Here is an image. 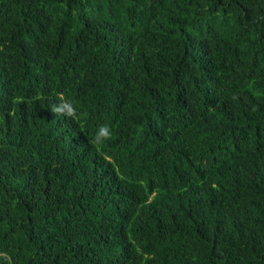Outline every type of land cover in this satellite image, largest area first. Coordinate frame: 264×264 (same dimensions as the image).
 I'll return each instance as SVG.
<instances>
[{
	"label": "trees",
	"instance_id": "trees-1",
	"mask_svg": "<svg viewBox=\"0 0 264 264\" xmlns=\"http://www.w3.org/2000/svg\"><path fill=\"white\" fill-rule=\"evenodd\" d=\"M0 264H264V0H0Z\"/></svg>",
	"mask_w": 264,
	"mask_h": 264
},
{
	"label": "clouds",
	"instance_id": "clouds-1",
	"mask_svg": "<svg viewBox=\"0 0 264 264\" xmlns=\"http://www.w3.org/2000/svg\"><path fill=\"white\" fill-rule=\"evenodd\" d=\"M55 95L57 102L51 106V111L56 116H64L73 120L78 119L79 113L76 105L70 99L66 98L63 93H56ZM111 138L112 129L110 125L103 124L98 127L91 143L96 146H101L105 141L110 140Z\"/></svg>",
	"mask_w": 264,
	"mask_h": 264
}]
</instances>
